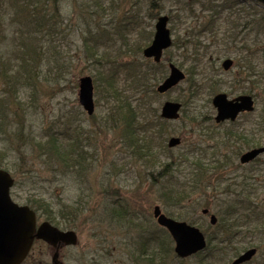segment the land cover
Wrapping results in <instances>:
<instances>
[{
	"label": "rangeland",
	"instance_id": "374dc122",
	"mask_svg": "<svg viewBox=\"0 0 264 264\" xmlns=\"http://www.w3.org/2000/svg\"><path fill=\"white\" fill-rule=\"evenodd\" d=\"M226 2L50 0L47 3L46 15L51 19L50 25L43 31V43L36 47V51L43 53L40 56L42 62H39L37 71V65L32 71L35 70L36 78L21 86L17 97L10 98L9 108L3 110L8 121L0 127V150L6 153L5 164L9 173L19 182L10 190L13 202L23 206L28 200L41 199L54 212L74 203L84 208L75 222L79 231L77 252L80 259L77 257L75 263L68 261L67 264H135L133 259L138 254L136 242L143 229L150 231L159 245L163 241L171 249L164 257L166 264H201L200 258L195 257L184 260L176 257V261L171 237L152 217L153 207L159 206L162 213L174 220L191 221L203 232L214 233L208 217L201 214L205 202L201 201L199 191L190 194L188 190L177 206L161 196L164 186L176 181L186 183L190 176L187 173L193 169V166L189 169L190 163L196 159L211 168L213 160L221 161L222 166L216 170L218 173L214 171L217 174L212 179L215 185V178L222 177L220 192L225 191L226 187L233 190L234 186L229 187L228 184L239 183L243 177H253L259 182L255 183L252 199L255 202L264 199V155L259 157L258 164L252 162L239 167L240 154L250 148L241 146L242 142L237 141L241 151L235 156L230 147L219 148L217 144L222 133L227 131L243 134L254 144L258 141H261L260 146L264 144V118L261 116L264 106V55L261 51L264 48L256 52L259 50L256 45L258 41L252 40L251 34L243 32H239L236 45L241 46L244 37L251 48L240 53L237 48L230 47V41L226 40L229 13L217 16L214 12L215 7L218 9ZM10 4L11 0H0L3 17L0 18V56L4 58L8 57L9 50L19 47V32L29 30L23 24L14 23L15 20L10 21L14 12ZM238 8L241 9L240 6ZM160 15L170 19L168 28L173 44L164 52L160 64L164 77L157 83L152 80L150 86L155 89L167 76L168 61L183 71L186 78L176 88L158 95L154 106L160 110L165 101L179 102L183 104L184 115L181 114L178 121L167 124L163 144L161 139L164 148L169 138L179 139L180 145L168 153H162L159 166L146 167L130 157L119 133L105 125L104 117L110 113L115 102L106 98L108 86L98 72L105 73L110 66L118 64L114 68L119 76L118 97L135 99L138 93L135 90V73L139 68L145 70L148 67L149 74L156 70L153 69L156 64L145 59L142 50L150 44L156 18ZM233 18L237 19L236 16ZM93 43H97L96 47L100 50L99 63L94 61L97 56L90 52ZM247 51H255L249 56L254 60L252 72L250 76L243 74L245 89L239 90L235 80L239 79L237 75L240 66H244V59L249 58ZM225 58L233 61L227 71L221 67ZM9 59L13 62L11 56ZM35 60L38 61L37 58ZM129 67L137 68L132 72L128 70ZM83 76L93 80L95 111L91 117L78 104L77 84ZM93 77L98 78V88ZM248 91L254 96V112L241 115L232 124L214 122L215 109L211 104L214 94L225 93L228 98H234L243 92L248 94ZM16 127H21V135H14ZM51 134L56 135L65 148L78 140L85 169L74 172L66 165L47 159L36 143L46 142ZM185 150L192 151L183 160L178 155L185 153ZM222 155L230 158L225 159ZM211 177L212 174L206 177V183L210 182ZM226 193L234 196L231 191ZM217 197L221 196H215L210 191L206 196L211 206L215 205ZM226 201L231 204L233 199ZM124 207L132 222H118L116 216L109 217L104 212ZM208 209L216 215L214 209ZM180 215L181 218L178 217ZM39 221H43V218ZM237 241L241 246L245 245L242 238H237ZM252 243L260 245L264 252V240L256 238ZM234 258L221 254L217 260L219 264H230ZM46 260L51 263L50 255ZM252 261L254 264L260 263L264 261V256L257 253Z\"/></svg>",
	"mask_w": 264,
	"mask_h": 264
},
{
	"label": "trees",
	"instance_id": "16d2710c",
	"mask_svg": "<svg viewBox=\"0 0 264 264\" xmlns=\"http://www.w3.org/2000/svg\"><path fill=\"white\" fill-rule=\"evenodd\" d=\"M49 1L50 0H11L12 4L10 5H12L14 12H12V18L10 21L15 20L14 23H17L18 25L23 24L25 28H28L29 30H22L19 32V47L9 50L7 58H4L2 55L0 56V84L2 85L0 87V90L2 89V96L0 97V127L8 121V117L3 113V110L9 108L11 104L10 98L17 97L20 90L19 88L29 84V80L33 78L35 79L37 76L35 70H38L39 62H42L40 56H43V53H41V50L36 51V47H39L40 42L43 43V31L45 30V27L50 25L49 21L51 19H48V16L46 15V5ZM238 6H240L241 9H239ZM4 10L6 9H3V11ZM214 12L217 16L224 12L229 13L230 19L228 20V23L230 25L226 31L228 36L224 37H226V40L228 39L230 41V47L233 46V48H237L240 53L242 50L246 51L247 48H251L250 45H247L245 42L244 37L242 38L241 46L236 45V39L239 32H243L244 34H251L252 40L258 41L256 45H258L259 50L256 52H260V48H264V8L258 3L252 0H227L226 3L218 6V10L215 7ZM17 16L22 17V19H19ZM234 16H236L237 19H232ZM0 18L2 19L3 17L1 16ZM239 28L241 30H239ZM96 46L97 43H93L90 52L93 56H97L94 61L99 63L101 56L98 54L100 50L99 47L97 48ZM261 52L264 55V49ZM252 53H255V51L248 52L247 56L251 57ZM225 54L227 55L228 52H225ZM10 56L13 59V62L10 61ZM250 57L244 59V66H240L241 70H239V74L237 75L239 79L235 80L239 90L245 89V82H243L245 76H247V74L248 76L251 75V65L254 60L250 59ZM36 58L38 61L35 60ZM160 64L153 66V69L156 70L151 74L148 73V67H146L145 70L138 67L139 70L135 73L134 80L136 82L135 90H137L138 93L137 97L133 100L128 98L129 96H126V98L118 97L120 94L119 76L116 74L117 70H114L118 64L113 67L110 66L105 73H102L101 71L98 72V76L102 77L108 86L106 88L107 92H105L106 98H111V101L114 100L115 102L113 107L109 110L110 113L106 114L104 117L105 125L107 127L109 125L119 133V138L130 157L134 158L133 160L135 162L145 165L146 167L159 166L160 155L170 151L162 145L165 140L163 136L164 133L166 134V126L170 122L160 118L159 109L154 106L158 94L156 93L154 86H150L152 80L157 83L164 77H162L163 71H161ZM126 65L128 64H125V66ZM34 67L37 69L35 68V73L33 72V74L32 71ZM136 68L129 67L128 70L135 72ZM151 68L152 67L149 69ZM243 74L245 76H243ZM149 77H152V79L149 80ZM93 79L94 84H96L98 88V78L93 77ZM243 93L245 94V92ZM248 94L252 96L249 91ZM252 97L254 98V96ZM145 111L146 113H144ZM147 113L148 115H146ZM181 114L182 116L184 115V109H182ZM261 116L263 119L264 106L261 108ZM180 121L182 123V119ZM191 121L194 122L193 119H191ZM209 131L213 134L212 130ZM22 133L21 127H16L14 135H21ZM56 137V135L51 134L46 142H38L36 145L44 152L43 154L47 159L59 163L60 165H66L71 171L77 172V170L82 171L83 168L85 169L83 151H79L80 147L78 140H75L68 148H65L58 141V137ZM237 141H240V143L242 142L241 146H246V148L250 149L260 147L261 142L258 141L254 144L253 140L247 139L243 134L227 131L222 133L217 144L219 145V148L230 147L232 153L235 154V156H238L241 151V146L239 147ZM191 151L185 150V153H180L178 157L186 160ZM222 157H225V159L230 158L226 155H222ZM258 159L259 158L255 159L253 162L258 164ZM5 160L6 153L3 150H0V169L9 172ZM200 161L201 160L196 159L194 162L190 163L189 169H192V166L193 169L190 173H187V176H190L185 184L176 181L177 183L175 182V184L173 183L164 186L161 192V196L165 201H170L173 203V206H177L183 201L188 190H190V194L193 193V191H199V195L202 198L201 201L205 202L204 208L214 209L215 211L217 223L213 226L214 233H211L210 231L209 234L203 232L207 238V247L203 252L198 253L193 257L200 258L199 262L201 264H219L217 260L219 255L225 254L226 256H229V258L236 257L241 251L243 252L253 247L257 249L258 255L263 257L264 252L260 245L256 246L252 243L256 238L264 240V199L260 200V202H255L252 199L254 186L256 182H259L258 179H254L253 177H248V179H246V177H243L239 183L235 182L228 184L229 187L232 185L234 186L233 190H227L228 188L226 187L225 191L220 192L219 187L222 177L215 178V185H213L212 179L219 172L216 170L222 166L220 164L221 161L217 159L213 160L211 162L214 164L212 168L209 167L208 164H202ZM165 165L167 166V164ZM239 167L242 166L239 165ZM211 174L212 177L210 182L206 183L208 181L206 177ZM18 183L19 182H16L15 180V184ZM181 185L183 187H181ZM208 190L213 192L215 196H221L217 197L214 206H211L209 200L206 198L209 192ZM226 191H229V193L231 191V194L234 196L227 194ZM224 196L228 197L225 198ZM223 198H225V200L222 202ZM227 199H233L232 203L227 204ZM26 205L35 212H39L41 216L50 222L66 223L69 228L76 222L79 213L84 212V208L80 206L79 203H74L70 207L63 206L65 208L58 209L56 212L49 209V204L41 199L28 200ZM109 210L113 216L117 217L116 220L118 222H125L126 220L129 222L133 221L127 215L128 210L126 207ZM104 212L108 213L107 210ZM181 216L182 215L178 217L181 218ZM188 223L192 224L191 221ZM142 233L143 235L140 234L139 241L136 242L138 244V254L134 256V263L166 264L164 257H166L167 252H171V249H168L163 241H161L159 245L150 231H145L143 229ZM239 237L242 238L246 246H241L238 241L235 242ZM173 258L177 261L175 256ZM253 262L254 261H251L246 264H254ZM259 262L260 263L256 264H264V261Z\"/></svg>",
	"mask_w": 264,
	"mask_h": 264
},
{
	"label": "water",
	"instance_id": "95a60500",
	"mask_svg": "<svg viewBox=\"0 0 264 264\" xmlns=\"http://www.w3.org/2000/svg\"><path fill=\"white\" fill-rule=\"evenodd\" d=\"M264 4V0H256ZM168 18L159 17L155 24V33L151 44L143 50L145 58H152L154 62H160L162 52L171 46L170 33L167 29ZM232 61L227 59L222 63V68L228 70ZM185 78L184 74L174 65L169 64L168 76L157 86L156 92L164 94ZM78 102L82 109L92 115L94 112L93 84L88 76L81 77L78 81ZM212 105L216 109L215 122H233L240 113L253 111V100L250 96L241 95L228 99L223 93L216 94L212 98ZM181 105L174 102H164L160 109V117L174 121L179 118ZM180 144L177 138H170L168 148H174ZM264 154V146L244 153L240 157V163L246 164ZM13 185L10 175L0 170V264H20L26 257L35 238L42 239L55 246L63 241L67 244H75V235L71 232L62 233L43 223L35 232V215L26 206H18L12 202L9 190ZM207 214V210H202ZM153 217L157 224L167 230L174 242V254L185 259L201 252L206 247L203 233L196 227L185 222L175 221L166 217L158 206L153 208ZM216 218L210 216V224L214 225ZM255 249H249L239 255L231 264H243L252 259ZM56 257V255H55ZM54 257V258H55Z\"/></svg>",
	"mask_w": 264,
	"mask_h": 264
},
{
	"label": "flooded vegetation",
	"instance_id": "af4514ba",
	"mask_svg": "<svg viewBox=\"0 0 264 264\" xmlns=\"http://www.w3.org/2000/svg\"><path fill=\"white\" fill-rule=\"evenodd\" d=\"M41 222H37V227ZM51 226H54L60 231H73L76 235V238L79 237V231L76 226V229H66L63 228V224L61 223H55L50 224ZM78 245H68L63 242H59L56 244V246H52L42 240L35 239L33 241V244L25 258V260L21 264H49L47 263L46 259H48V256L50 255V264H67L68 261H73L74 263L77 260V257L80 259V255L77 252ZM55 255H56V262H55ZM47 257V258H46Z\"/></svg>",
	"mask_w": 264,
	"mask_h": 264
}]
</instances>
